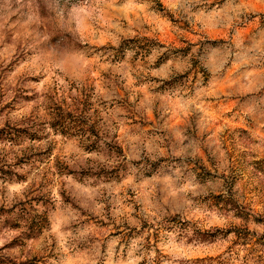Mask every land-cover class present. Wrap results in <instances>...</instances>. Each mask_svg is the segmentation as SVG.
I'll return each mask as SVG.
<instances>
[{
  "label": "rangeland",
  "instance_id": "rangeland-1",
  "mask_svg": "<svg viewBox=\"0 0 264 264\" xmlns=\"http://www.w3.org/2000/svg\"><path fill=\"white\" fill-rule=\"evenodd\" d=\"M156 2L88 0L106 23L77 32L70 10L85 0H0V264H114L112 254L122 264L128 252L193 237L191 264L241 256L264 264V0L182 2L190 29L153 14ZM238 4L253 11L238 13ZM186 7L202 13L199 21ZM132 37L146 50L130 44L127 59L112 63L113 45ZM166 54L170 62L156 66ZM194 60L211 74L208 95L227 89L236 99L201 111L183 87L155 91ZM233 178L227 201L203 202L227 196ZM188 185L194 191L182 190ZM172 216L188 226L169 223ZM224 249L226 258L217 255Z\"/></svg>",
  "mask_w": 264,
  "mask_h": 264
},
{
  "label": "clouds",
  "instance_id": "clouds-1",
  "mask_svg": "<svg viewBox=\"0 0 264 264\" xmlns=\"http://www.w3.org/2000/svg\"><path fill=\"white\" fill-rule=\"evenodd\" d=\"M101 2L109 3V6H111V3H114V0H94L95 4H99ZM182 2H188L190 3L191 0H157L156 4L154 5L152 11L153 14H159L167 18L168 23L173 26L174 28H178L180 26H183L185 29H190L192 27V22L190 19H181L179 13H178V7L182 4ZM138 13L137 15L139 16L140 14L144 15L145 9L143 5H138ZM214 7V6H213ZM236 9L239 11L242 9L243 11L247 12H252L253 10L251 8L245 7L244 5H236ZM184 12L188 14L189 17H195L196 21H199L200 15L202 13L199 10L193 11L190 8H185ZM253 16H250L249 19H253ZM93 21V22H99L101 26H103L106 21L104 20V16L102 15V10L98 11V9L94 6H91L88 3V0H85V3H82L78 6H73L70 10V17H69V22L75 24V29L77 32H83L84 30L87 29L88 27V22ZM112 27H117L116 25H112ZM142 39V38H141ZM140 44L141 50L145 51L146 49L143 47V44L140 43L135 37H132L131 39H125L120 42L118 46L113 45V47L116 49V54L112 57V63H122L127 57L125 56V50L130 44ZM212 43H216L215 41H212ZM95 47V46H94ZM106 47L105 44L99 45V48L97 49V55H102L104 48ZM191 48L189 47L186 50H181L183 53L187 54ZM138 55V54H137ZM105 59H107L105 57ZM81 60L83 61V66L87 67L88 61L81 57ZM170 62V56L169 55H164L162 56L158 61L157 65L159 66L161 63L164 62ZM197 69H199V73L202 74L203 79L201 80L200 75H197ZM128 75H131L128 73ZM251 75V72L249 73ZM192 77L191 80H189V77ZM61 84H65L64 79H60ZM68 86V85H66ZM212 86L211 84V74L203 67H200L199 61H192V66L185 72L181 73L178 76L173 77L172 79H166L163 83H159L155 89L156 92H165L166 90H172L176 89L177 87H183L186 90V93L188 94H195L198 99H200V103H196L195 106L196 108L200 109L201 111H206V109H212L217 107L219 104L227 103L230 100H235V97H230L225 94L227 93V89H225V92H221L219 89H213L214 94L213 95H208L207 94V89ZM73 91L76 90L78 87L77 84H72L70 86ZM91 90H95V85L93 84L91 86ZM201 93L204 95L201 96ZM127 98H126V101ZM189 104L195 103V101L189 99L188 101ZM206 106V107H205ZM181 109L186 107V105H181ZM238 112V108L235 107L232 113L229 115L231 118L238 122L236 120V114ZM152 115L155 119H159V113L157 111H153ZM225 128H220V132H224ZM232 132L238 133L239 135H243L244 133L247 132V129H241V128H232ZM217 132L213 131L212 135H216ZM204 151V149H202ZM120 154H123V149H120ZM211 162V161H210ZM159 166V162H157L154 165L155 167ZM119 169H112L109 175L111 176H116L118 173ZM203 174L205 176L211 175V173H208L205 169H203ZM98 175H105L104 171H100L97 173ZM146 175L150 176L151 173H147ZM235 182V178H233L231 185L229 186L228 189V195H222L219 193L216 194H210L207 195L203 198V202L205 204L208 203V201H212L214 203H219L220 201H227L229 197L231 196L232 192V185ZM195 185H188L185 186L183 191H194ZM15 191V190H12ZM85 192L88 191V189H84ZM129 196L131 198L132 194L129 193ZM152 215H155V213H152ZM211 219V218H210ZM155 223V222H152ZM169 223L171 224H179L181 227H187L188 222L185 220H181L178 216H172L170 218ZM143 227V225L141 226ZM199 227V226H198ZM211 227V225H209ZM130 231V229H129ZM139 231V229H137ZM171 231V229H169ZM87 234V231L81 232L80 235L84 236ZM135 233H133L134 235ZM132 235V236H133ZM203 235V234H201ZM215 235V234H213ZM115 239V236L113 237ZM196 239L193 237V239L189 240L187 238L182 239V240H176V239H171L167 243H159L158 245H155L154 248L149 249L148 251L144 252L141 251L140 255H135L134 252L129 253L128 252V259H123L122 264H144V261L146 257H151L152 261H156L157 264H171L172 261H175L176 264H191V262L195 259L192 255V252L196 250L198 245L196 244ZM5 243L3 239H0V246H2ZM66 240H61L60 242V249H63L65 253L68 252V249L66 248ZM140 241H136L135 245H132V248L137 249V244H139ZM121 248L123 245L120 246ZM143 247V245H141ZM227 254V249H224L223 253H217V255H221L222 258H226ZM162 255L163 257H166L167 259H164L162 262L158 261V256ZM112 259L116 261V257L114 254H112ZM244 257L241 256L239 260H236L234 264H243ZM63 264H88L86 260L83 258L80 259H66L64 260Z\"/></svg>",
  "mask_w": 264,
  "mask_h": 264
}]
</instances>
